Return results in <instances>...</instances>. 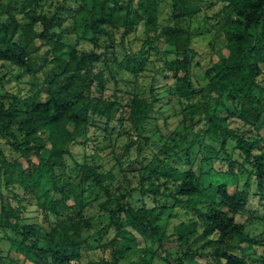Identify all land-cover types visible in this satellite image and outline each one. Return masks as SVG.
<instances>
[{"label": "trees", "instance_id": "obj_1", "mask_svg": "<svg viewBox=\"0 0 264 264\" xmlns=\"http://www.w3.org/2000/svg\"><path fill=\"white\" fill-rule=\"evenodd\" d=\"M161 3L0 0V264H264V0Z\"/></svg>", "mask_w": 264, "mask_h": 264}, {"label": "rangeland", "instance_id": "obj_2", "mask_svg": "<svg viewBox=\"0 0 264 264\" xmlns=\"http://www.w3.org/2000/svg\"><path fill=\"white\" fill-rule=\"evenodd\" d=\"M160 12H161V16H162V18L164 19V20H167V14H168V4H167V0H162V3L160 4ZM183 23L185 24V25H188V24H190V26L191 27H193V28H195V29H198L197 27H204V22L203 21H198V20H193V21H191L190 23H188V22H184L183 21ZM194 29V30H195ZM193 30V31H194ZM195 32H196V30H195ZM205 38L206 39H209V38H211V34H208V35H206L205 36ZM206 39H203V38H201V37H195L194 38V46L196 47V49L199 51V52H203V51H205L204 52V54H203V58H202V62H206V61H208L209 60V56H207V54H206V48H205V43H206ZM198 42V43H197ZM222 53H225V50L223 49V50H221V51H219L217 54H213L212 55V59H216L217 57H218V55L219 54H222ZM263 70H264V68H263ZM15 72V71H14ZM8 76H12V81L10 82V84L8 85L9 87L10 86H12V87H14L15 86V84H17L16 83V76H15V73H11V72H9V74H7V77ZM27 79V77H24V76H22V78H21V80H26ZM142 81V83H140V85L144 88L148 83H149V79L148 78H145V79H143V80H141ZM263 82H264V80H263ZM145 88H147V87H145ZM163 110L165 111V116H167L168 118H169V124H170V121H173L174 120V118L171 116L172 115V111L169 109V106H166V107H164L163 108ZM159 123H160V126L162 127V129L163 130H165V131H168L167 129L168 128H166L167 127V125L163 122V120L161 119L160 121H159ZM170 127H172L173 125H169ZM0 144H1V141H0ZM74 150L75 151H77L78 150V148L77 147H74ZM80 155H78V157H79ZM253 189L254 188H252L251 189V201H250V208L251 209H254V208H258L259 207V203H258V201H257V199H258V196L257 195H255L254 194V191H253ZM160 201H162V202H164L165 200H164V198H160ZM259 211H258V213L259 214H261L262 213V211H261V208L260 209H258ZM251 214V211L250 210H248V211H245V216L246 215H250ZM246 226H245V230L248 232V233H250V234H257V233H259L260 231H261V225L258 223V222H256V221H250V222H247L246 224H245ZM92 253H90V255H91ZM133 259H137V257L136 256H134L133 257ZM28 264V263H27Z\"/></svg>", "mask_w": 264, "mask_h": 264}]
</instances>
